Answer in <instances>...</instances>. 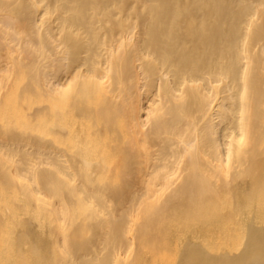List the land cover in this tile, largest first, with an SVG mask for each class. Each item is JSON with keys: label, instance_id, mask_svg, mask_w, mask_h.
Returning <instances> with one entry per match:
<instances>
[{"label": "bare ground", "instance_id": "6f19581e", "mask_svg": "<svg viewBox=\"0 0 264 264\" xmlns=\"http://www.w3.org/2000/svg\"><path fill=\"white\" fill-rule=\"evenodd\" d=\"M0 264H264V0H0Z\"/></svg>", "mask_w": 264, "mask_h": 264}, {"label": "rangeland", "instance_id": "374dc122", "mask_svg": "<svg viewBox=\"0 0 264 264\" xmlns=\"http://www.w3.org/2000/svg\"><path fill=\"white\" fill-rule=\"evenodd\" d=\"M196 233H197V229H193L192 231H190V232H189V234H191V235H195ZM237 239H239V240H240V242H239V243H241V244H239V243H238V241H239V240H237V241H236L235 239H233V240H232V241H230V242L232 243V242H234V241H235V242H234V243H235V245L238 243L239 247H238V245H236V247H238L237 249H240V248H241V245H242V241H241V239H240V238H237ZM223 242H224V241H223ZM234 243H233V244H234ZM162 255H163V250H161V251H159V252L157 251V256H156L157 258H161V257H162Z\"/></svg>", "mask_w": 264, "mask_h": 264}]
</instances>
